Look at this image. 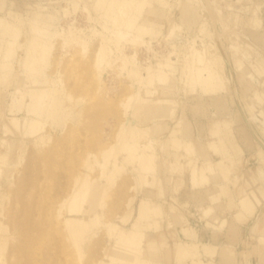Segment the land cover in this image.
Here are the masks:
<instances>
[{
	"label": "rangeland",
	"instance_id": "374dc122",
	"mask_svg": "<svg viewBox=\"0 0 264 264\" xmlns=\"http://www.w3.org/2000/svg\"><path fill=\"white\" fill-rule=\"evenodd\" d=\"M159 1L128 32L107 2L0 0V264H264V196L251 195L264 192V0ZM29 44L46 56L29 85L45 91L36 138L9 121L22 102L39 108L24 97ZM206 159L226 184L192 186ZM246 195L235 236L200 218L210 206V222L230 223ZM65 212L87 218L86 235L63 236Z\"/></svg>",
	"mask_w": 264,
	"mask_h": 264
},
{
	"label": "bare ground",
	"instance_id": "6f19581e",
	"mask_svg": "<svg viewBox=\"0 0 264 264\" xmlns=\"http://www.w3.org/2000/svg\"><path fill=\"white\" fill-rule=\"evenodd\" d=\"M154 1H155V4H156V7H155V5L152 6L151 9H149L148 14L149 13H155V12L159 11L160 5L163 3V2H161L159 0H154ZM148 21L149 20L144 19L143 22L140 23V18L138 16H135V17L132 16V17H130L127 20V22H125V24L123 26H120L117 22L114 25H116V27H122V29H125V31H128V32L131 31V32H133L135 28L136 29H139V30L140 29L147 30ZM144 22H147V23H144ZM0 23H1V20H0ZM54 30L52 31V33L53 32L54 33L56 32ZM54 33H53V35L56 36L55 39L59 38L60 35H61L59 33H58L59 34L58 35L57 32L55 34ZM62 36H63V34H62ZM127 36H130L131 37L130 39L128 38L129 40L132 39L131 42L135 41L136 39H139V36H137V35H135L133 33H127ZM7 42H8V48H7L6 53L4 55L5 58H9L12 55L13 51H14V50H12V48L14 47V42H11V40H7ZM96 45L97 44H95V46ZM99 45H100V43H98V46ZM98 46H96V47H98ZM98 48H100V46ZM101 48H102V46H101ZM97 51H95V52L97 53ZM45 58H46V56L41 53L40 54V62L44 63V61L46 60ZM37 74L40 75L39 73H37ZM9 75H10L9 72L3 71L1 73L0 82L1 83H5V82L9 81V77H10ZM25 77H26V75H25ZM29 77H31L32 80H31V82L27 83L28 88L30 87L29 85L34 84V82H36V80L39 81L38 82L39 85L42 84L41 82H43L42 81L43 79H41L40 76H38V78H36L35 75H31ZM138 82L141 84V86L143 87L144 90H146L147 86H150V82L149 81L147 83H146V80L144 82L141 81V80L138 81ZM145 83H146V85H145ZM41 95L45 97V91L43 90V88H38L37 90H34V89H31V87H30V91L29 90L26 91V93L24 94V97L29 98L30 99V102L32 100H37V103H38V100H39V103H40V104L38 103L39 104V108L38 109H35L33 106H31V105H28L27 106V103L24 104L22 102V106H21L22 109L20 108V106H19V109H21V111H28L29 112V109L28 108H30V110H31L30 113L31 114H29V113L21 114V116H19V119H21L20 122H18L19 121L18 118L14 117V116H11L9 118L10 127L12 125V127L14 128V130H21L24 134H26V136H28L30 138H36L38 136H42L43 135V132H45L44 130H46V128H45L46 122L44 121L45 120V115L41 111V109H42L41 102L43 100V97H40ZM127 100H128V102H130L132 100V96H130ZM13 107H14V105H13ZM251 107H253V106H251ZM23 108H25V109H23ZM261 114L264 116V112L263 111H261ZM262 119H263V117H262ZM7 129H8V127H7ZM143 136L146 138V135L145 134H140V135H138L137 138L138 139H141V137H143ZM0 142H1V140H0ZM5 144L6 143H3L2 144V145H4L3 147L8 146V145H5ZM0 147H2V146H0ZM5 149H6V147H5ZM9 150L11 151V149H9ZM7 156H8V152L7 153H4V154H0V157L3 158V162L6 161ZM146 160L148 162H150V163L152 161L150 157H147ZM210 166H213V165H210ZM210 166L208 167V170H209ZM192 174H193V178L195 179V175H197L198 172L197 171H192ZM220 174L221 173H219V172H217L215 170V173L213 172V175H212L213 179H218L220 177ZM251 195L256 199V202H257L256 204H258V203H260L261 197L264 196V192H262V196H261L256 191H251ZM247 198L244 197V198H242L240 200L241 203H242V206H244L245 204H247V202H249L247 200ZM250 206H252V204ZM66 210L69 211V209H66ZM211 211H212V207H210V206H208L206 208H203V212H202L200 218L206 219L207 224H210L211 226L216 227L218 230H221V229H225L226 228L225 233L227 234V236H230V237L235 236V232H236V230L238 228V225L240 224V222H243V220H244V216H243L242 212H240V211L235 212V214H233V217H232V220L230 221V223L229 222H226L225 220H222V221L218 222L216 224V226H215L213 222H210L209 221ZM140 218H142V214H141V217ZM85 220H87V218H82V217H77V216H70V215L66 214V212H65V215H64V218H63V224H61L62 223L61 222L60 223V226L62 225V227H63V225L64 224L65 225H64L63 229L60 228L59 226L58 227L60 228V230L62 229L61 231H63L65 229L66 232L63 231V233L65 232L64 235H63L64 237H66L67 239H70V240H75V239L81 238L82 236H84V235L87 234L88 226L86 225V222L87 221H85ZM60 221H62V219ZM57 224L59 225V223H57ZM140 226L141 225L139 223H137V224L134 225V231H133V234H132L134 238L131 241V244H137V242H138L137 240L141 236ZM255 230L258 231V232H260V233H264V215L261 216L258 219V222H257V224L255 226ZM60 233H62V232H60ZM192 234L194 235V233H192ZM135 237L136 238L138 237V239L136 240ZM1 250H2V242L0 241V254H1ZM226 254H227V256L229 255L230 257H233L234 256L232 252L230 253L227 250H226ZM118 256H121V252L118 253ZM222 260H223V262H225L226 259L225 260L222 259ZM227 260H228V258H227Z\"/></svg>",
	"mask_w": 264,
	"mask_h": 264
},
{
	"label": "crops",
	"instance_id": "0c3cea01",
	"mask_svg": "<svg viewBox=\"0 0 264 264\" xmlns=\"http://www.w3.org/2000/svg\"><path fill=\"white\" fill-rule=\"evenodd\" d=\"M105 2H107V3L105 5L104 13L107 15L109 11H112V15H109V17H111L112 22H114V24L117 22L120 26H123L125 24V22H127V20L132 16H134V17L138 16L141 19V17H143V14H144V13L141 14V12L147 3L150 4L149 9H151V7L154 5L156 7L154 0H97L96 5L101 6ZM2 10H3V7H1V5H0V11H2ZM105 10L106 11L109 10V11L106 13ZM3 11H5V9ZM157 12L155 14H157ZM42 24H45V23H42ZM38 25H40V24H38ZM17 28L19 29L18 26H17ZM29 46H30V44H29ZM29 46L27 47L28 55L22 61V64H23V66H22L23 71L22 72H25V71L29 72L30 71L29 72L30 74H33L36 76L38 74L34 71H37L38 68H40V69L42 68V62H40V55L37 53H33V51L31 52V46L30 47ZM3 68H5V67H3ZM26 113H28V111H26ZM210 165H214V163H212L211 161L206 159L205 162L203 163L202 167H196L195 165L191 166L192 168H191L190 182H191L193 187H197V186H201V185L210 183V181L213 180V177L208 170V167ZM195 167L197 168L198 174L195 175V179H194L192 171H196V170H193V168H195ZM225 177L226 176H224V173L223 174L221 173L220 177L218 179H215V181H218L222 178L221 179L222 182H220L219 185L223 186L224 184L227 183ZM223 181H224V183H223ZM244 197L247 198L248 196L247 195L243 196L240 198V200ZM217 198H218V194L213 195L212 200H217ZM240 200H239L238 211H240L242 213H248L247 209H250V207H248L247 204L242 206V203ZM213 244L217 245V243H213ZM205 251L206 250L204 249V252ZM207 253L211 254L210 256H212L214 252L209 251ZM192 258L195 260H198V258H196V257H192ZM220 260H222V259H220Z\"/></svg>",
	"mask_w": 264,
	"mask_h": 264
}]
</instances>
